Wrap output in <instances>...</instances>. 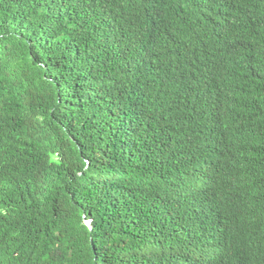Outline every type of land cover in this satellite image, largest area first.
Returning <instances> with one entry per match:
<instances>
[{
  "label": "trees",
  "instance_id": "1",
  "mask_svg": "<svg viewBox=\"0 0 264 264\" xmlns=\"http://www.w3.org/2000/svg\"><path fill=\"white\" fill-rule=\"evenodd\" d=\"M0 264H264V0H0Z\"/></svg>",
  "mask_w": 264,
  "mask_h": 264
}]
</instances>
